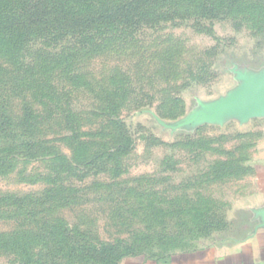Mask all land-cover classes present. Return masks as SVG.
Instances as JSON below:
<instances>
[{
	"label": "rangeland",
	"instance_id": "1",
	"mask_svg": "<svg viewBox=\"0 0 264 264\" xmlns=\"http://www.w3.org/2000/svg\"><path fill=\"white\" fill-rule=\"evenodd\" d=\"M251 86L264 0H0V264L240 234L262 207L264 113H214Z\"/></svg>",
	"mask_w": 264,
	"mask_h": 264
},
{
	"label": "crops",
	"instance_id": "2",
	"mask_svg": "<svg viewBox=\"0 0 264 264\" xmlns=\"http://www.w3.org/2000/svg\"><path fill=\"white\" fill-rule=\"evenodd\" d=\"M261 172L258 174L261 210L253 214L249 208L240 234L231 236L227 242L177 251L164 257L128 258L123 264H264V172Z\"/></svg>",
	"mask_w": 264,
	"mask_h": 264
},
{
	"label": "water",
	"instance_id": "3",
	"mask_svg": "<svg viewBox=\"0 0 264 264\" xmlns=\"http://www.w3.org/2000/svg\"><path fill=\"white\" fill-rule=\"evenodd\" d=\"M240 103L245 104V109L257 113H264V89L249 87L246 90L238 92L230 101L220 104L216 109L214 115H218L221 109L225 107H233Z\"/></svg>",
	"mask_w": 264,
	"mask_h": 264
},
{
	"label": "trees",
	"instance_id": "4",
	"mask_svg": "<svg viewBox=\"0 0 264 264\" xmlns=\"http://www.w3.org/2000/svg\"><path fill=\"white\" fill-rule=\"evenodd\" d=\"M119 11L120 10L118 8H116V9L115 8H108L107 9V14H109V16H113L115 13H119ZM103 15H101V17H103ZM109 16L104 15V17H109Z\"/></svg>",
	"mask_w": 264,
	"mask_h": 264
}]
</instances>
